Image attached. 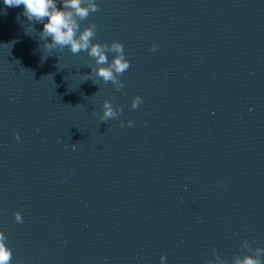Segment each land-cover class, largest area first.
I'll list each match as a JSON object with an SVG mask.
<instances>
[{
  "label": "water",
  "instance_id": "obj_1",
  "mask_svg": "<svg viewBox=\"0 0 264 264\" xmlns=\"http://www.w3.org/2000/svg\"><path fill=\"white\" fill-rule=\"evenodd\" d=\"M95 3L81 26L123 45L119 90L87 79L86 52L45 50L43 25L0 0V232L11 264L254 255L264 248V0ZM105 99L122 108L116 119L100 120Z\"/></svg>",
  "mask_w": 264,
  "mask_h": 264
},
{
  "label": "clouds",
  "instance_id": "obj_2",
  "mask_svg": "<svg viewBox=\"0 0 264 264\" xmlns=\"http://www.w3.org/2000/svg\"><path fill=\"white\" fill-rule=\"evenodd\" d=\"M3 4L6 7L22 6L20 15L32 25L34 23L43 25L38 33L45 50L67 48L74 55L84 51L94 60L95 64V66L91 63L87 65L91 68V72L85 74L87 79H91L96 84V79L93 77L104 83L111 82L117 90L123 87L119 77L130 67L124 55L123 45L115 40L110 43L94 42L96 25L89 22L86 26H81V22L99 11L95 0H3ZM157 47L153 44L149 50L154 52ZM108 54H112L111 60ZM141 102V97L135 96L131 101V107L135 109ZM121 111L120 106L114 108L109 100L105 99L102 103L100 120L116 119ZM127 123L131 126L132 121ZM14 219L16 222H22L19 212L14 213ZM6 241L7 237L0 232V264H11L12 262V250L7 246ZM244 246H248L247 241L244 242ZM261 255H264V248H257L254 255L246 254L235 257L233 264H264V261L260 259ZM160 261L164 264L165 257L161 256Z\"/></svg>",
  "mask_w": 264,
  "mask_h": 264
}]
</instances>
